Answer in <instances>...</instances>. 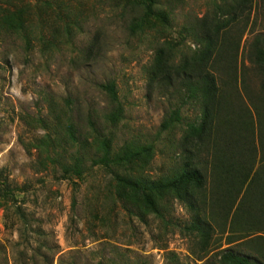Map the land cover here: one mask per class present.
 Masks as SVG:
<instances>
[{
  "label": "rangeland",
  "instance_id": "obj_1",
  "mask_svg": "<svg viewBox=\"0 0 264 264\" xmlns=\"http://www.w3.org/2000/svg\"><path fill=\"white\" fill-rule=\"evenodd\" d=\"M135 1L0 0V172L16 200L8 202L7 221L0 201V264H206L214 259L217 250L201 254L197 238L185 231L191 214L173 195L158 202L163 222L142 201L132 207L118 199L112 175L92 167L101 156L96 136L109 138L115 154L151 146L144 159L119 169L132 178L172 177L187 153L197 152L184 138L187 125L200 117V104L190 101L181 108V122L161 131L162 121L180 104L179 78L166 86L150 77V70L157 50L169 44L172 72L181 73L198 50L197 28L202 20L222 18L223 1L158 0L141 30L131 34L130 24L144 11ZM260 7L241 34L226 35L239 40L236 80L220 73L218 81L219 90L233 100L232 116L237 119L244 106L252 120L254 169L264 160L256 131L264 121V93L246 52L253 37L264 33ZM17 11L23 27L13 30L2 19ZM111 82L123 111L116 124L106 119L113 104L100 87ZM198 153L206 160L203 149ZM76 161L82 176L64 175L62 167ZM13 205L25 214L26 227ZM217 239L225 248L224 237Z\"/></svg>",
  "mask_w": 264,
  "mask_h": 264
},
{
  "label": "trees",
  "instance_id": "obj_2",
  "mask_svg": "<svg viewBox=\"0 0 264 264\" xmlns=\"http://www.w3.org/2000/svg\"><path fill=\"white\" fill-rule=\"evenodd\" d=\"M222 1L219 5L222 18L210 23L202 20L195 34L198 50L182 64L181 73L172 72L169 44L157 50L150 70V77L160 79L166 86L172 87L179 78L176 90L181 98L180 104L162 121L161 131H167L181 122V108L190 101L196 100L200 104V117L197 122L187 125L184 138L193 143L197 152H188L179 171L172 177L157 180L132 178L121 174L119 169L144 159L150 153L151 146L130 147L115 154L112 153L109 138L96 136L101 156L92 161V167L104 168L112 175L118 199L132 207L142 201L163 222L165 220L158 202L169 195L182 202L191 214L185 231L197 238L196 245L201 254L217 250L212 262L206 264H264V160L254 169L255 149L251 145L255 132L252 131V120L248 118L244 106L240 116L234 118L230 94L218 87L220 73L236 80L235 54L239 40L233 35L232 39L226 38V35L234 32L237 36L241 34L251 12H258L260 5L264 13V0H258L256 6H253L254 0ZM133 3L144 11L130 24L131 34L141 30L148 15L153 14L152 6L158 4V0H136ZM156 15L163 17L161 13ZM2 20L13 30L23 27L20 11ZM246 54L249 63L258 72L260 91L264 93V33H257L253 37ZM222 84L226 85L225 81ZM100 87L113 104V110L106 119L116 124L123 111L115 85L111 82ZM68 131L70 138L74 139L71 126ZM256 131L258 142L264 150V121L257 124ZM200 148L207 154L205 162L199 158ZM62 171L64 175L75 177H81L83 173L80 161L63 166ZM0 201L4 205L3 218L7 221L11 208L8 202L15 204L16 200L1 172ZM14 214L26 227L27 219L19 207L15 206ZM217 235L221 239L224 237L225 248H222L221 242L218 245Z\"/></svg>",
  "mask_w": 264,
  "mask_h": 264
}]
</instances>
